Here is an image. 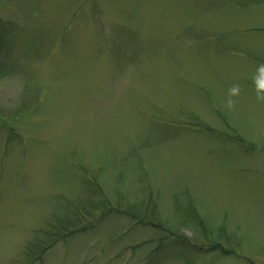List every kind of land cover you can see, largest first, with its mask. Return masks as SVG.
I'll list each match as a JSON object with an SVG mask.
<instances>
[{
  "label": "rangeland",
  "instance_id": "1",
  "mask_svg": "<svg viewBox=\"0 0 264 264\" xmlns=\"http://www.w3.org/2000/svg\"><path fill=\"white\" fill-rule=\"evenodd\" d=\"M260 64L264 0H0V264H264Z\"/></svg>",
  "mask_w": 264,
  "mask_h": 264
},
{
  "label": "trees",
  "instance_id": "2",
  "mask_svg": "<svg viewBox=\"0 0 264 264\" xmlns=\"http://www.w3.org/2000/svg\"><path fill=\"white\" fill-rule=\"evenodd\" d=\"M78 214L77 213H75L72 217H69L68 219H67V222L66 221H64V218H63V221L65 222V223H63V225H61V226H59V227H56L55 226V228L53 229V230H51V232L52 231H54V232H52L51 234H50V236H49V234H44V236H43V238H42V240H41V242H39V241H35V242H33V244L31 243V249H37V250H40V252H43V251H47L48 249H50V248H52L53 247V245L56 243V241H58L57 239H59L61 236L62 237H65L63 234H65L66 232H64V230L65 229H69V228H72V230L78 225V224H80V223H82V222H80V223H78V221H79V216H77ZM83 215H85V214H83ZM193 219H191L192 221H194V222H199L198 223V225L201 227H203V221L201 220V219H199L198 217H197V215H196V213L194 212V215H193V217H192ZM195 219V220H194ZM66 220V219H65ZM77 223V224H76ZM194 227V226H193ZM201 227V230H204V228H202ZM66 231V230H65ZM78 231V230H77ZM49 233V232H48ZM63 233V234H62ZM70 233H72V234H74V232H71L70 231ZM55 237V238H54ZM59 237V238H58ZM61 237V238H62ZM54 238V239H53ZM30 248H27V250H26V252L27 253H30ZM32 253V252H31ZM44 253V252H43Z\"/></svg>",
  "mask_w": 264,
  "mask_h": 264
},
{
  "label": "clouds",
  "instance_id": "3",
  "mask_svg": "<svg viewBox=\"0 0 264 264\" xmlns=\"http://www.w3.org/2000/svg\"><path fill=\"white\" fill-rule=\"evenodd\" d=\"M253 82L255 85V91L258 100L264 101V64H260L257 68V72L253 77ZM239 92V85H233L229 89V98L226 101L228 107L233 104L232 96L237 95Z\"/></svg>",
  "mask_w": 264,
  "mask_h": 264
}]
</instances>
